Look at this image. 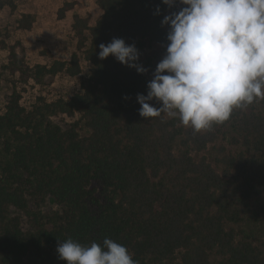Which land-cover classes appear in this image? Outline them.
Returning a JSON list of instances; mask_svg holds the SVG:
<instances>
[{"label":"trees","instance_id":"1","mask_svg":"<svg viewBox=\"0 0 264 264\" xmlns=\"http://www.w3.org/2000/svg\"><path fill=\"white\" fill-rule=\"evenodd\" d=\"M96 2L103 14L94 24L74 17L69 60L31 66L16 50L9 56L15 79L0 111V264H66L56 251L63 239L88 245L105 237L139 264H264V237L237 228L254 211L264 215V101L200 132L166 114L145 120L136 96L147 94L158 61L141 56L148 71L140 74L112 56L99 59V45L118 37L141 53L148 42L165 48L160 21L169 9L161 0ZM74 5L66 2L61 15ZM18 23L31 29L34 16ZM81 54L92 66L81 91L33 109L22 104L17 83L77 76ZM57 114L78 115L89 133L54 123ZM48 198L56 208L46 214Z\"/></svg>","mask_w":264,"mask_h":264},{"label":"clouds","instance_id":"2","mask_svg":"<svg viewBox=\"0 0 264 264\" xmlns=\"http://www.w3.org/2000/svg\"><path fill=\"white\" fill-rule=\"evenodd\" d=\"M161 2L169 9L160 21L167 43L147 94L136 96L140 116L166 114L200 132L264 101V0ZM99 49L101 60L112 56L140 74L148 71L135 43L113 37ZM56 251L66 264H139L125 245L107 237L88 245L63 239Z\"/></svg>","mask_w":264,"mask_h":264},{"label":"rangeland","instance_id":"3","mask_svg":"<svg viewBox=\"0 0 264 264\" xmlns=\"http://www.w3.org/2000/svg\"><path fill=\"white\" fill-rule=\"evenodd\" d=\"M66 2H74L75 5L62 16L60 10ZM0 3L4 4L0 7V111H2L14 88L15 77L6 69L12 50L24 56L31 66L50 65L57 59L69 60L77 51V39L72 27L75 15L87 17L90 24H94L103 12L96 0H0ZM24 13L34 16L31 29L19 27L18 21ZM164 53L163 46L148 42L141 56L143 60L151 57L154 61H159ZM81 64L82 73L77 76L61 73L56 76H46L40 82L30 79L27 83H17V89L22 94V104L28 109H33L42 104L43 100L51 102L60 98L70 99L81 91L82 81L92 72L91 63L85 60L82 54ZM258 106L259 101L246 109L250 110ZM50 119L62 127L77 123L82 135L89 133L78 115L57 114L51 115ZM2 149L3 145L0 141V152ZM206 153L210 158L213 156L212 151ZM55 208L52 198H48L42 206L46 214ZM237 228L243 230L242 234L252 240L261 239L264 237V215L254 211Z\"/></svg>","mask_w":264,"mask_h":264}]
</instances>
